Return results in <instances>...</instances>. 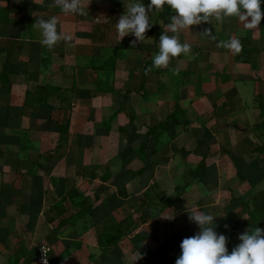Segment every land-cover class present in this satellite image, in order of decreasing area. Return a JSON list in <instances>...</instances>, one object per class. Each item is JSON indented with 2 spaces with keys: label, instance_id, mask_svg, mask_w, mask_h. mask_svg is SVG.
Wrapping results in <instances>:
<instances>
[{
  "label": "rangeland",
  "instance_id": "374dc122",
  "mask_svg": "<svg viewBox=\"0 0 264 264\" xmlns=\"http://www.w3.org/2000/svg\"><path fill=\"white\" fill-rule=\"evenodd\" d=\"M154 13L156 17L158 12ZM153 28L156 31L153 26L146 32ZM190 31L191 27L181 30V42H189ZM158 51V48L153 50L154 54ZM192 53L184 59L188 71L198 69L195 53ZM127 58L124 56L120 62V69L125 71L115 73L119 79L117 86L106 73L97 77L100 81L108 78L109 85L101 90L98 84L100 89L94 92L97 99L93 106L79 108L51 103L52 106L47 107L50 115L39 113V118L32 120L25 108L21 114L20 107H5L8 112L0 107L1 115L5 114L7 120L11 116L14 121L0 124L4 129L12 127L6 138L0 136V264H20L21 261L39 264L38 247L43 243L51 247V264H175L182 240L200 231L197 223L189 219L192 207L214 214V230L227 236L229 251L240 242L241 233L258 226L252 221L250 210L264 199V154L258 159L260 168L254 161L250 164L248 159L254 160L259 147L251 143L243 147L237 140L228 139L216 149L211 133L219 124L212 120L211 107L197 104L195 91H182V97L166 102L165 107L142 106L139 100L137 106L130 95L134 75L130 78L127 75ZM152 63L153 58L147 66L152 67ZM83 78L94 79L88 75ZM70 93L74 91H65L56 98L69 101ZM217 109L214 106L216 113ZM167 120L170 130H159L151 156H146L142 145L149 128ZM65 123L69 125L66 133L59 130ZM254 132L259 135V131ZM29 146L36 153L35 164L40 165H35L40 170L34 172L22 171L9 155ZM247 152L249 155L245 157ZM81 153H85L84 156ZM59 156L68 157L71 165L73 158L79 166L87 161L85 158L90 160L80 169L87 180L82 178L83 182L77 185L92 191L86 197L94 203V211L75 224H70L68 216L77 210L81 197L73 200L67 193L73 185L71 176L81 175L74 170L66 173L67 183L59 184L56 196L49 191L42 195L38 192L43 198L41 207L30 206V203L35 204L31 198H37L29 196L30 191L34 187L42 191L50 188V175L57 168L56 172L62 173ZM95 179H100L97 185L88 188V182ZM3 191L7 192L6 199ZM57 208H65L67 213L60 211L59 214ZM170 214L175 215L174 220L159 216ZM125 220L129 234L104 253L100 249L99 231L105 236L107 228ZM142 232L151 235L136 237L145 254L137 250L133 242V237ZM66 243L69 245L61 253ZM165 245L169 250L163 252ZM16 250L20 263L15 262Z\"/></svg>",
  "mask_w": 264,
  "mask_h": 264
},
{
  "label": "crops",
  "instance_id": "0c3cea01",
  "mask_svg": "<svg viewBox=\"0 0 264 264\" xmlns=\"http://www.w3.org/2000/svg\"><path fill=\"white\" fill-rule=\"evenodd\" d=\"M83 2L86 7L88 5L87 15L66 16L58 6H54V0H0V107H3L7 112L8 109L5 107H20L22 108L21 114L25 108L28 110L31 120L39 118L37 115L39 113H45V116L50 115V112H47L50 109L47 106H42L38 100L40 94L38 87L41 85L57 88L62 91L61 93L74 91V93H70V95L72 94L71 100L67 101L60 97L61 101L56 96H51L48 99L49 104L79 108L93 106L97 99L94 92L97 89L106 88L105 86L108 84L106 81L109 77L114 79L112 81L115 86L118 85L119 79L115 73H118L117 70H122L120 69L121 59L128 56L127 75L129 78L131 74L134 75V85L130 95H133L131 98L136 105L140 101L142 106L165 107L166 102H175L178 96L182 97V91L192 90L196 92L197 104L205 103L211 107V112H214L211 114L212 120L215 119V123L219 124L216 130L212 129L211 133L216 149L219 150L220 146L222 147V142L228 139L237 140V144L243 147H249L250 143L253 147L262 145L264 137L255 128V123H260L262 120L256 97L258 94L264 93V32L260 25L255 29H246L235 17H226L218 22L211 18L207 22L192 25L188 43L193 47L190 53H195L194 59L198 69L188 71L184 59L190 54H181L171 58L167 67H151V71H146L150 68L146 64L153 58V50L159 49V40L156 43L154 37L148 32L145 33L143 40H138L131 34L120 38L115 23L126 10L123 0H121L122 11L113 0H83ZM144 2L147 5L149 0H144ZM169 12L170 15H168ZM172 14L173 10L166 5L158 11L156 17L150 13V21L153 26H156L157 32L161 31L160 33H162L167 30L169 35L173 34L167 29L171 23ZM52 16L58 17V30L62 28L64 32L71 33L73 40L71 42L61 40L55 47L49 49L40 44V33L34 27V23L39 17L47 19ZM208 30H211V35L207 34ZM233 37L246 38L251 41L250 62L238 61L236 53L218 46L220 41H228ZM174 69H179V71L176 72ZM103 73H106L108 78L102 79L103 81L98 80L97 77L102 76ZM83 75L93 76L94 79L86 81ZM130 81L131 79L128 80V82ZM98 84H100V88ZM102 84L104 85L101 86ZM110 90L112 91V89ZM199 90L202 92L201 94L197 93ZM114 92L116 95L118 94L116 89ZM7 97L8 99H6ZM127 101L129 102V100ZM214 106L218 108L217 113L213 110ZM2 110L0 111V124L14 122L11 116L8 118L9 121L5 114L2 116ZM223 123H227V125ZM11 130V125L6 129L0 126V132H3L0 133V136L6 138ZM254 131H259V135ZM158 135L160 132L148 140V157L151 156V147L155 137H159ZM80 138L83 140L84 136ZM30 148L29 146L27 149L22 148L9 152V155L13 156V160L24 172L40 170V168H35L38 166L35 164L36 153ZM67 153L68 150H65L64 154ZM77 153L79 154V152ZM84 154L81 153L83 156ZM244 155L248 157L249 152ZM260 156L261 153L256 152L254 160L248 159V161L250 164L254 161V164L260 168L258 160ZM67 158L65 156L58 157L62 173L56 172L57 168L50 175V188H44L42 191V188L34 187L30 191L29 196L37 197L36 199L31 198V202L34 200L35 203H30L31 207L32 205L37 208L41 207L43 198L37 195L38 192L42 195L43 192L49 191L51 195L56 196L60 191L59 184L67 183L66 173L71 170L81 175L76 178L71 176L73 185L68 189V195L69 191L74 188L84 194L92 192L78 186L83 182L82 178L87 180V176L80 171L81 165L85 166L90 163L88 162L90 160L85 158L87 161L79 166L74 158L72 165L69 164ZM51 165H53L52 162ZM97 180L100 179L90 180L88 188L97 185ZM6 194L7 192L3 191L4 199L7 198ZM92 204L94 206L93 202ZM77 206V210L72 214L79 210V204ZM58 209L67 213L65 208ZM92 211L94 210L92 209ZM67 245L69 244H64L60 250L61 253L66 250Z\"/></svg>",
  "mask_w": 264,
  "mask_h": 264
},
{
  "label": "clouds",
  "instance_id": "9594fccd",
  "mask_svg": "<svg viewBox=\"0 0 264 264\" xmlns=\"http://www.w3.org/2000/svg\"><path fill=\"white\" fill-rule=\"evenodd\" d=\"M123 2L126 10L115 23L120 38L131 34L143 40L146 31L152 27L150 13L153 15L165 5L173 10L168 25V30L173 34L169 35L167 30L161 33L159 51L153 56L152 67L155 68L167 67L171 58L190 54L191 45L180 40L183 29L207 22L211 18L218 22L226 17H235L244 28L255 29L264 19V0H149L147 5L144 0ZM54 6H58L66 16L88 14V5L86 7L83 0H54ZM58 24L57 16L37 19L34 27L39 30L41 45L52 49L61 40H73L71 33L64 32L62 28L58 30ZM207 34L211 35V30ZM218 46L234 53H239L242 48L240 40L235 37L220 41ZM146 71H151V67ZM174 71L178 72L179 69ZM159 216L168 220L175 219L174 214ZM189 219L197 223L200 231L182 240L181 253L175 264H264V228L255 226L241 233L240 242L229 251L227 236L214 230V214L192 207Z\"/></svg>",
  "mask_w": 264,
  "mask_h": 264
},
{
  "label": "trees",
  "instance_id": "16d2710c",
  "mask_svg": "<svg viewBox=\"0 0 264 264\" xmlns=\"http://www.w3.org/2000/svg\"><path fill=\"white\" fill-rule=\"evenodd\" d=\"M113 2L121 10V0H113ZM262 7H264V5H262ZM166 12H167V10H166ZM168 15H170V12ZM260 27H261L262 32H264V19L261 20ZM148 33H150L151 35L154 36V39L157 43L161 33L154 31V28L152 30H150ZM238 39L240 40V42L242 44V48H241V51L239 53H236V60L243 61V62H250V60H251V58H250L251 41L249 39H246V38H238ZM148 63L149 62H147L146 65H148ZM38 92L40 93L39 97H38L39 102L41 103L42 106H47V107L52 106L51 104H49V101H48L49 97L54 96V95L55 96H62L63 95L61 93L62 91H60L57 88L51 87L49 85L39 86ZM257 99H258V101L260 100L258 106L261 110L262 120L260 123H257L255 125V128L257 130H259L261 132V135L264 137V135H263L264 134V93L260 94V96ZM169 125H170V121L167 120L158 126H153V127L149 128L148 133H147V140L142 145V149H143L144 154L146 156H147L146 149H147L148 140H149L150 136L153 134H156V132H159V130L165 131V130L169 129L170 128ZM59 130L61 132H65V133L67 131H69L68 123L67 124L66 123L61 124L59 127ZM258 147L259 148L256 150V152L264 154V143ZM69 196L73 199H76V198L78 199V197H81V198H80V201L78 202L79 207H80L79 210L76 213L72 214L68 218V221L70 223H75L78 220L86 219L93 209V204L86 197V194H84V193L80 192L79 190H77L76 188H74V189L69 191ZM59 214H60V211H59ZM250 216H251L252 221L255 223V225L264 226V199L262 201L258 202L256 204V206H254V208L252 210H250ZM126 219L128 221V218H126ZM122 223H123V225H122ZM125 223H126V220L123 222H120L119 224L115 223L113 228L112 227L110 229L107 228V232L105 233V236H103L104 232L99 231V239H100V244H101L100 249H102V251L104 253L109 252L110 248H112L120 240H122L125 236H127L129 234V231L126 228L127 226ZM142 235L151 236L147 232H142V233L136 234L133 237V242H134V247L137 248V250H139L142 254H145L146 252L143 251L144 247H142L140 245L141 241L137 240V238L142 236ZM152 238L157 239L156 235H152ZM168 247H169L168 245H165V247L163 248V252L168 251L169 250ZM20 261H21L20 255L18 253V250H16L15 262L20 263ZM20 264H26V262L21 261Z\"/></svg>",
  "mask_w": 264,
  "mask_h": 264
},
{
  "label": "built area",
  "instance_id": "2783aa9c",
  "mask_svg": "<svg viewBox=\"0 0 264 264\" xmlns=\"http://www.w3.org/2000/svg\"><path fill=\"white\" fill-rule=\"evenodd\" d=\"M38 263L51 264L52 263V250L49 244L43 243L38 247Z\"/></svg>",
  "mask_w": 264,
  "mask_h": 264
}]
</instances>
